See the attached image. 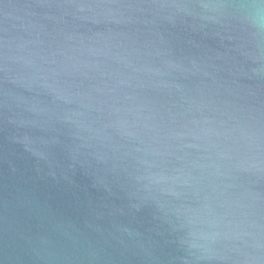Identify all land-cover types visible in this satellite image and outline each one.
<instances>
[{
	"label": "water",
	"instance_id": "water-1",
	"mask_svg": "<svg viewBox=\"0 0 264 264\" xmlns=\"http://www.w3.org/2000/svg\"><path fill=\"white\" fill-rule=\"evenodd\" d=\"M0 264H264V0H0Z\"/></svg>",
	"mask_w": 264,
	"mask_h": 264
}]
</instances>
